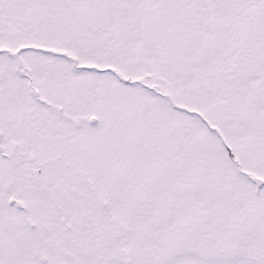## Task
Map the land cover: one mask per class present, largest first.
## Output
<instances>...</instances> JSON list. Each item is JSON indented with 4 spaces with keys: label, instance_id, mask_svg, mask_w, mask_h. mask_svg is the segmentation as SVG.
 I'll list each match as a JSON object with an SVG mask.
<instances>
[{
    "label": "snow or ice",
    "instance_id": "obj_1",
    "mask_svg": "<svg viewBox=\"0 0 264 264\" xmlns=\"http://www.w3.org/2000/svg\"><path fill=\"white\" fill-rule=\"evenodd\" d=\"M0 264H264V0H0Z\"/></svg>",
    "mask_w": 264,
    "mask_h": 264
}]
</instances>
